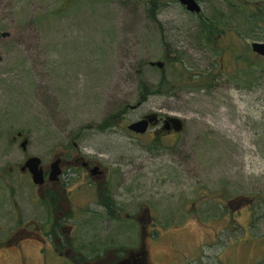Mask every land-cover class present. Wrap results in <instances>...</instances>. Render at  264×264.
<instances>
[{
	"label": "rangeland",
	"instance_id": "obj_1",
	"mask_svg": "<svg viewBox=\"0 0 264 264\" xmlns=\"http://www.w3.org/2000/svg\"><path fill=\"white\" fill-rule=\"evenodd\" d=\"M150 1L0 0V264H264V21L248 36L224 0ZM152 112L182 129H127ZM31 155L63 160L71 217L20 170Z\"/></svg>",
	"mask_w": 264,
	"mask_h": 264
},
{
	"label": "water",
	"instance_id": "obj_2",
	"mask_svg": "<svg viewBox=\"0 0 264 264\" xmlns=\"http://www.w3.org/2000/svg\"><path fill=\"white\" fill-rule=\"evenodd\" d=\"M180 4H182L187 11L193 13H200L202 9H200V5L197 0H177ZM10 32L7 30H0V39H4L8 37ZM250 49L258 56L264 57V40L261 41H252L250 43ZM0 59H1V51H0ZM149 65L157 66L158 68L163 67V62L161 61H150ZM157 113L152 112L150 114H146L141 119L131 121L130 124L127 126L129 131L134 132L135 134H142L146 132L150 127L157 123ZM182 121L178 117L174 116H167L163 119V126L162 129H169L170 127L175 132L180 131L182 129ZM28 143L27 139L21 141L20 146L22 149H25ZM21 166L20 170H26L29 172L31 176V182L41 186L44 183V172L41 166V161L38 156L31 155L27 157ZM60 158H54V160L49 165V173H48V180L55 181L60 174ZM101 171L98 169V166H93L91 169V174H99Z\"/></svg>",
	"mask_w": 264,
	"mask_h": 264
},
{
	"label": "flooded vegetation",
	"instance_id": "obj_3",
	"mask_svg": "<svg viewBox=\"0 0 264 264\" xmlns=\"http://www.w3.org/2000/svg\"><path fill=\"white\" fill-rule=\"evenodd\" d=\"M177 1V0H176ZM178 2V1H177ZM197 2L199 3L200 5V2L199 0H197ZM179 3V2H178ZM180 6H182V8L184 10L187 11V9H185V7L179 3ZM200 9H201V5H200ZM190 15H197V16H201L202 14V10L200 13H191L189 11H187ZM146 115V114H145ZM145 115L141 116V117H144ZM158 116V119H157V125L158 123L162 124L161 126H163V119L159 116V114H157ZM141 119V118H140ZM138 120V119H137ZM155 125V124H154ZM162 128V127H161ZM150 129V128H149ZM162 130H165V131H168V132H171L172 131V128L170 127L169 129H162ZM61 160V158H60ZM76 162L78 163V160L76 159ZM62 164H63V160H61L60 162V174L58 175V178L55 179V181H50L48 180V173H49V167L46 168V169H43V172H44V184H47L46 185V188H45V194H46V197H47V202H48V205H49V208L50 209H55L56 207H58L55 211V214H57L58 216L62 215L64 218H67V217H71L72 213L69 211V195L67 193V182L65 183V179L66 177L68 176L67 174V171H65L64 169H62ZM95 166V164H92L91 162L87 161V162H81V167L83 170H85V172H89V174L91 176H95V177H99L103 174V171L102 169H100V167L98 165V169L101 171L99 174H91V169L92 167ZM30 175V174H29ZM31 178V176H30ZM41 185V186H44ZM104 192H105V195L103 197L99 198L96 200V201H93L90 200L91 202H94L97 204L98 207H101L103 210L106 211L107 214H109V216H112L114 213V210H115V207H114V204L113 202H111L110 200V197H108L109 195V191L107 192V188L104 187ZM91 207H89L90 209ZM89 209H87V212L89 211ZM96 210V209H95ZM95 210H93L94 214L96 215L95 213ZM113 213V214H112ZM96 220V219H95ZM64 227L68 228L69 225H65ZM142 252H136V253H130L129 256L131 255V258H134V263L136 264H140L143 263L142 261H139L140 260V257H139V254H141ZM130 258V257H129ZM120 263V261L118 262V264Z\"/></svg>",
	"mask_w": 264,
	"mask_h": 264
},
{
	"label": "trees",
	"instance_id": "obj_4",
	"mask_svg": "<svg viewBox=\"0 0 264 264\" xmlns=\"http://www.w3.org/2000/svg\"><path fill=\"white\" fill-rule=\"evenodd\" d=\"M157 1H159V0H151L150 2H157ZM224 2L226 3V6L229 4V5H231V7H235L238 10L237 13H239V17H240V13L245 14L243 18L242 17H240V18L242 19L243 26H246V28L244 27V29L245 30L248 29V30H246V32H245V30H243L242 32H241V30H239L240 34L244 35L243 32H245V34L249 36L251 33H257L256 28L258 27V24H260V22L262 20L264 21V16L261 15V17H260L259 13L257 11H255L251 6H249L250 4L245 5L243 3H240L237 0H224ZM223 20H224V16H223V14H220V13L215 14V16H213L212 18H209V17L204 18V21L201 22L200 31H204V33L208 31L207 32V40H210L212 35L215 33H217L218 35H221L222 32H224L223 30H218V26H220V22H223ZM232 52H233L234 56L237 57V61L240 58L238 63H240L241 68L238 71H241V73H243V71L245 69L249 68L248 70H250V72L245 73V76H249V74H253L255 76L257 74L256 72H254V68L252 67L253 64L250 62L253 58L252 57L253 53H254L253 51H252L253 53L247 57L243 56L242 53L236 52L234 49H232ZM247 58H249L248 63H246ZM257 58H259V57L257 56ZM263 58L264 57H260V60L261 59L264 60ZM248 65H249V67H248ZM258 73H261V72H258ZM243 75H244V73H243ZM160 82L161 83L158 85V87L153 89L151 92L162 93V92H166L168 90V88L164 84V82H165L164 77H162V80ZM146 85H147V83H146ZM143 89H145L146 92L148 91V89H146L145 86L143 87ZM141 96L143 99L144 93L141 94ZM108 118H110V116Z\"/></svg>",
	"mask_w": 264,
	"mask_h": 264
}]
</instances>
